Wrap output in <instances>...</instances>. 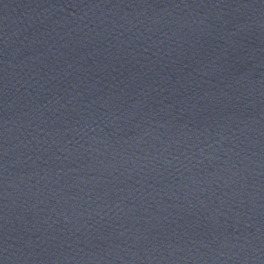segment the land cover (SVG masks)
<instances>
[{
    "label": "water",
    "instance_id": "obj_1",
    "mask_svg": "<svg viewBox=\"0 0 264 264\" xmlns=\"http://www.w3.org/2000/svg\"><path fill=\"white\" fill-rule=\"evenodd\" d=\"M0 264H264V0H0Z\"/></svg>",
    "mask_w": 264,
    "mask_h": 264
}]
</instances>
